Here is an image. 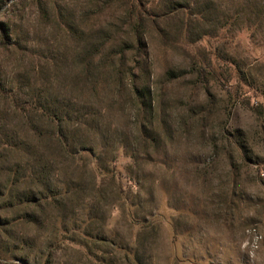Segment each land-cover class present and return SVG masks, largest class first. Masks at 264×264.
Here are the masks:
<instances>
[{
    "label": "rangeland",
    "instance_id": "rangeland-1",
    "mask_svg": "<svg viewBox=\"0 0 264 264\" xmlns=\"http://www.w3.org/2000/svg\"><path fill=\"white\" fill-rule=\"evenodd\" d=\"M1 29L0 264H264V0H0Z\"/></svg>",
    "mask_w": 264,
    "mask_h": 264
},
{
    "label": "trees",
    "instance_id": "trees-1",
    "mask_svg": "<svg viewBox=\"0 0 264 264\" xmlns=\"http://www.w3.org/2000/svg\"><path fill=\"white\" fill-rule=\"evenodd\" d=\"M0 35H1V43H4V30L3 29H1V31H0ZM136 41H137V43L138 42H140V38L139 37H136ZM139 44V43H138ZM148 105H150V102L148 103ZM60 133V132H59ZM33 174H36L35 172H33ZM36 175H38V174H36ZM32 182H33V180H32ZM34 201V200H33ZM32 201V202H33ZM30 203H32L31 201H29ZM33 216H29V215H26V218H27V221L30 223H35V225L38 223L37 222V220H36V218H32ZM70 241V240H69Z\"/></svg>",
    "mask_w": 264,
    "mask_h": 264
}]
</instances>
